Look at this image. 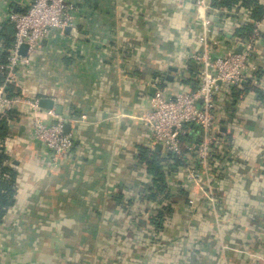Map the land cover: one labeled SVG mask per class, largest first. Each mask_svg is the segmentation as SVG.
<instances>
[{
  "label": "crops",
  "instance_id": "1",
  "mask_svg": "<svg viewBox=\"0 0 264 264\" xmlns=\"http://www.w3.org/2000/svg\"><path fill=\"white\" fill-rule=\"evenodd\" d=\"M33 1L0 0V55L4 30L14 39L8 15L25 13ZM196 1L65 0L75 7L73 26L40 42L14 88L24 101L61 105L74 146L54 166L34 122L62 118L14 106L0 139L9 157L0 177L15 176L13 204L0 220V264H264V17H252L264 0H233L227 9L217 6L232 0L205 1L212 57L236 52L250 40H241L244 29L253 34L260 23L242 81L255 89L233 104L229 89L216 97L215 140L231 137L234 167L217 174L195 162L199 177L192 179L182 165L162 161L161 185L154 174L166 154L143 118L156 92L193 89L190 70L200 67L190 58L204 53L205 30ZM160 208L171 212L153 240Z\"/></svg>",
  "mask_w": 264,
  "mask_h": 264
},
{
  "label": "built area",
  "instance_id": "2",
  "mask_svg": "<svg viewBox=\"0 0 264 264\" xmlns=\"http://www.w3.org/2000/svg\"><path fill=\"white\" fill-rule=\"evenodd\" d=\"M178 1L182 3L187 0ZM205 1H196L205 27L200 38L204 53L190 58L200 67V87L195 92L182 91L172 97L156 92L151 98V109L143 118L152 133L154 145H161L166 156L179 159L192 179L199 177V170L193 164L197 162L207 170L214 153L211 146L215 134L220 130L216 97L226 89H234L242 84L249 59L261 37L260 23H257L241 53L232 52L221 57H212L208 47L206 27L210 22L205 17ZM74 12L75 7L65 0H34L25 13L8 15V22L13 25L15 34L6 62L0 64V74L4 76L3 81H0V121L8 118L10 111L18 103L24 102L32 108L38 107V101H24L22 98L13 97L9 92L10 87L19 84L21 70L28 71L29 58L38 51L44 38L54 30L63 33L65 29L73 26ZM23 46L28 47L26 57L20 55ZM194 128L201 133L199 146L186 143L183 139L185 135L193 133ZM34 137L49 151L54 166H58L74 146L72 136L64 132V122L61 119L54 123H44L36 119ZM214 145L220 146L221 142L217 141Z\"/></svg>",
  "mask_w": 264,
  "mask_h": 264
},
{
  "label": "trees",
  "instance_id": "3",
  "mask_svg": "<svg viewBox=\"0 0 264 264\" xmlns=\"http://www.w3.org/2000/svg\"><path fill=\"white\" fill-rule=\"evenodd\" d=\"M234 3V1L232 0L229 1L228 3H220L217 7H221V8H230V6ZM253 8V14L252 17L255 20H260L264 17V9L258 6H252ZM243 34L240 35L241 40H244L245 38L250 39L251 37V32H252V28L248 27L244 29ZM3 39V44H4V50H2V53L0 55V64H3L6 62V59L8 57V48L11 46V44L13 43V39L11 38L10 34H7L4 30V34L1 36ZM198 70V69H197ZM191 80L193 83V89H191V92H195L199 87H200V79L197 75H195L196 73H193V71H191ZM189 77V78H190ZM4 76H2L0 74V81H3ZM190 81V79H188ZM187 79L183 81V84L185 85L186 83H188ZM255 89L254 86H251V82L247 83V84H241L239 87H236L234 89H229V92H226L227 97H230V99H232V104L235 103V101H237V97L239 96L240 92L242 91H246V92H251ZM10 94L13 97H18L21 96L20 94V90L16 89L12 86L10 87L9 90ZM16 92V93H15ZM14 114V109L12 111H10L9 113V117L8 118H3L0 121V139H5L8 135V132L10 131V118L11 116ZM199 134V130L197 128H194L193 133H189L187 135H185L183 137L184 141L186 143H193L195 145H199L201 143V137L198 135ZM217 135H221L220 132H217L214 136V140L212 143V149L214 151V153H212V157L209 160V165L210 167H215L216 169L220 168V167H234L237 158H238V152L236 149V145L234 144V142L232 141L231 137H224L220 142L221 145L220 146H215L214 144L217 142L215 139H218L216 136ZM236 149V150H235ZM9 161V157L7 154L4 153V151L0 150V172L1 174L8 172V167L5 165L6 162ZM166 162V163H173L174 165L181 164V161L179 159H176L170 155H167L163 160L157 162V164L154 165L155 168V172L156 175L158 174V179L157 182H159V184L161 185V183H163V174L159 171L158 168V163L160 162ZM223 164H226V166H224ZM217 174H219V169L216 170ZM155 175V176H156ZM15 180V176L11 175V181H6L4 179H2L0 177V220L2 219V217L4 216L6 209H8V207H10L13 204V183ZM159 195V193H155V195H152L150 198L151 199H155L156 196ZM158 213H156L154 215V217H152L151 221L153 222V231H152V238L153 240H156V237L161 235V233L165 230L167 223H168V216L171 212V210H169L168 208H160L158 211Z\"/></svg>",
  "mask_w": 264,
  "mask_h": 264
},
{
  "label": "water",
  "instance_id": "4",
  "mask_svg": "<svg viewBox=\"0 0 264 264\" xmlns=\"http://www.w3.org/2000/svg\"><path fill=\"white\" fill-rule=\"evenodd\" d=\"M70 30V28H67L65 31L68 32ZM244 44H248V41H245ZM27 50H28V47L27 46H23L21 49H20V55L23 56V57H26L27 56ZM243 50V45L238 47L236 53H241ZM169 80H171L169 78ZM38 107L41 108V109H44V110H54L55 114L57 116H60L62 118L63 121H65L64 123V132L66 134H70L71 131H72V125H70L69 123H66L68 121L71 120V118L67 115H63V109H62V106L59 105L55 100H52V99H48V98H41L39 101H38ZM157 149L159 150L161 148V145H157L156 146Z\"/></svg>",
  "mask_w": 264,
  "mask_h": 264
},
{
  "label": "rangeland",
  "instance_id": "5",
  "mask_svg": "<svg viewBox=\"0 0 264 264\" xmlns=\"http://www.w3.org/2000/svg\"><path fill=\"white\" fill-rule=\"evenodd\" d=\"M91 255H92V253L89 252V253L87 254V258L92 259L93 257H92Z\"/></svg>",
  "mask_w": 264,
  "mask_h": 264
}]
</instances>
